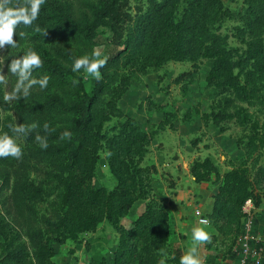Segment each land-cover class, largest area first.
<instances>
[{
  "label": "trees",
  "instance_id": "trees-1",
  "mask_svg": "<svg viewBox=\"0 0 264 264\" xmlns=\"http://www.w3.org/2000/svg\"><path fill=\"white\" fill-rule=\"evenodd\" d=\"M179 2L148 0L146 10L139 9L140 12L134 17L124 10L129 0H100L101 7L95 12L92 27L95 30L107 28L111 37L102 43L107 46L103 57L106 63L101 68V78L90 92L85 90L81 78L77 80L76 72L71 70L76 56L69 49L56 45L101 44V36L89 27L90 18L86 12L65 11L56 3L44 0L33 24L18 26L22 35L34 33L36 43L55 46L54 55L42 59L43 64L35 75H48V87L41 90L35 85L36 90L20 99L12 108L16 111L18 124L35 122L37 127L26 136L22 134L25 146L21 157H0L2 189L11 188L13 222L17 228L25 231L28 239L26 243L20 236L8 234L7 228H11V224L3 223L0 216V264H54L56 249L45 241L47 233L63 243L78 230L83 216L87 217L83 222H88L89 226L96 224L97 219L89 211L97 201L94 190L90 189L87 198H82L84 191L90 187L87 188V182H75L74 177H84L90 171L87 157L89 140L99 144L116 143L112 140L116 137L103 131L102 124L110 120L114 110V83L122 79L120 85L124 87L131 83L127 76V79L120 77L124 61L125 66L131 62L137 71H145L153 64H159L166 55L167 59L177 60L190 54H196V58L208 57L214 60L215 76L212 82L217 80L216 86L225 94L221 107L234 105L235 97L245 102L261 98L258 93L264 89V0L248 2L245 15L253 19L240 32L242 38L247 32L250 37L248 41L242 39L246 45L242 51L229 46L228 35L217 32V20L212 18L213 10L207 0H188L184 8L187 22L180 32L174 29L173 20L169 22L171 24L168 23V14L171 15L172 10L180 6ZM86 28H89V33H85ZM13 37L18 39L19 36L14 32ZM80 73H83V69ZM0 105L6 110L11 109L4 100L1 83ZM45 122L49 125L47 130L44 128ZM240 122L243 123V119ZM8 123L11 124V121ZM9 124L5 125L0 118V133ZM127 126V123L122 125L123 133L128 134ZM65 129L72 132L71 138L61 139ZM37 133L47 137V148L40 147V142L35 139ZM126 134L119 139H126ZM120 144L125 146V150L130 147L127 140ZM115 159L109 158L113 173L118 170ZM84 163L86 166L82 168ZM191 173L196 182L208 181L213 174L220 178L210 158L199 166L195 162ZM33 174L37 177L43 174L50 183L56 181L57 186L53 191L59 190V200L53 206V213L43 221L45 229L36 226L33 218L38 216L39 206L51 193L33 178ZM221 178L223 183L214 195L213 208L207 216L220 234L233 237L234 245L242 232V209L246 201L251 198L256 206L262 203L263 196L255 185H261L264 181V164L254 168L253 178L248 168L241 164L233 166ZM92 194L93 200L90 197ZM116 197L118 199L120 194ZM116 197L109 195L107 199L110 212L118 211L109 208ZM119 203L117 208L125 210L124 202ZM134 227L128 232L127 248L122 245L123 251L133 253L132 264H158L162 256L158 253L161 242L165 243L169 237L171 223L168 214L148 209ZM230 252L232 257L237 256L232 249Z\"/></svg>",
  "mask_w": 264,
  "mask_h": 264
},
{
  "label": "rangeland",
  "instance_id": "rangeland-1",
  "mask_svg": "<svg viewBox=\"0 0 264 264\" xmlns=\"http://www.w3.org/2000/svg\"><path fill=\"white\" fill-rule=\"evenodd\" d=\"M50 1L65 11L73 9L75 12H86L90 18L89 27H92L95 12L101 7L100 0ZM187 1L180 0V6L174 8L171 15L168 14V23L173 20V28L179 32L187 22L184 14ZM207 1L213 10L212 18L217 20V32L228 35L230 47L244 50V41H248L250 37L245 32L246 35L243 34L242 38L240 32L253 19L245 15L249 0ZM20 2L24 3L26 0ZM147 5L148 0H129L124 10L135 17L140 12L139 9L145 11ZM93 31L101 36V44L56 45L69 49L76 57L90 55L94 49H98L101 57H104L107 46L102 43L108 41L111 34L104 27ZM87 32L89 33V28H86L85 33ZM13 38L19 41L16 47L6 44L0 49V67L7 74L1 83L3 94L11 92L16 83L15 75L8 72V64L12 58L22 56L29 48L35 49L42 59L54 55L55 45L49 47L36 43L32 32H26L18 39ZM196 57V54H190L177 60L167 59L166 55L159 64H153L145 71H137L134 63L130 62L125 66L126 61L123 62L120 77L127 76L131 83L127 87L120 85L123 79L114 83V110L110 120L102 124L103 131L116 137L112 139L116 143L99 144L89 140L87 157L90 171L84 177H74L75 182H87V188L90 187L84 191L82 198H87V191L94 190L97 201L89 211L97 222L94 226H89L88 222H83L87 219L83 216L78 230L63 243L47 233L45 241L56 249L54 264H132L133 253L123 251L122 245L126 247L128 232L148 209L167 213L171 223L169 237L165 243L161 242L158 250L162 256L166 255V264H179L180 256L191 247L193 226L205 227L211 235L209 241L199 245L198 254L202 264H220L226 259L231 264H238L240 256L232 257L231 252L229 253L233 237L220 234L207 213L213 208L214 195L223 183L221 177L226 172L241 164L248 168L250 177L253 178L254 168L264 164V89L258 93L261 98L245 102L234 96V105L223 108L220 104L224 99V91L216 86L217 80L212 82L215 76L214 60ZM36 71L37 69L33 70V76ZM76 74V79L81 78L82 85L88 92L99 80L90 74ZM177 79L179 82H176ZM35 90L34 85L31 91ZM20 99L6 101L11 107L9 110L0 105V118L5 125L10 121L9 125L18 124L16 111L12 108ZM241 119L243 123L240 122ZM125 123L129 125L128 134L121 130ZM8 127L3 132L15 135L12 128ZM124 134L128 137L119 139ZM126 140L130 142L128 150L120 144ZM17 142L24 148L22 134L17 136ZM109 158H116L114 161L117 173L112 172ZM206 158L211 159L220 178L217 179L213 174L208 181L196 182L191 167L195 162H198V166L201 165ZM85 166L84 163L82 168ZM32 176L51 193L39 206L38 216L33 218L36 226L45 229L43 221L53 213V206L59 200V190L53 191L57 182H48L43 174L39 177L34 174ZM255 186L264 199V186ZM117 194H120L118 199ZM10 195V186L2 189L0 176L1 221L11 224V228H7L8 234L18 235L28 243L25 231L17 228L13 222ZM109 195L116 197L109 208L111 211L118 210L117 212H110L106 205ZM90 197L93 200V194ZM119 202H124L125 210L117 208ZM257 216L260 218L257 219ZM201 217L207 218L209 224H200ZM255 219L257 233L264 227V200L256 210ZM130 242L129 240L128 243Z\"/></svg>",
  "mask_w": 264,
  "mask_h": 264
},
{
  "label": "clouds",
  "instance_id": "clouds-1",
  "mask_svg": "<svg viewBox=\"0 0 264 264\" xmlns=\"http://www.w3.org/2000/svg\"><path fill=\"white\" fill-rule=\"evenodd\" d=\"M44 0H26L21 3L20 0H0V49L5 45L16 47L17 40L13 38L14 32L20 37L21 32L18 31V26H30L38 18L40 14L41 5ZM95 57V58H93ZM106 63V59L101 57L98 49H94L92 53L84 54L74 57L71 63V70L79 73L83 69V73L90 74L97 80L101 78V68ZM43 64L41 55L32 48L27 49L22 56L12 58L8 64V72H11L16 77V83L11 92L4 93L5 101H13L26 98L30 95L31 89L34 85H38L41 90L46 89L49 85L50 77L48 75H41L39 77L33 76V70L39 69ZM0 67V83H3L7 74L2 71ZM15 135L8 132L0 133V157H16L19 158L23 154L21 145L17 142V136L20 134L28 135L29 132L36 128L35 122L31 124H15L9 125ZM48 123L45 122L44 128L47 130ZM72 132L65 129L61 133V139L71 138ZM35 139L40 142L41 148L48 147V140L46 136L36 134ZM249 203L251 198H249ZM205 219H201L200 224H206ZM211 235L205 227L193 226L191 228V247L180 256L179 264H202L199 256V245L203 242L209 241ZM158 264H166V255L161 256Z\"/></svg>",
  "mask_w": 264,
  "mask_h": 264
},
{
  "label": "built area",
  "instance_id": "built-area-1",
  "mask_svg": "<svg viewBox=\"0 0 264 264\" xmlns=\"http://www.w3.org/2000/svg\"><path fill=\"white\" fill-rule=\"evenodd\" d=\"M264 186V181L262 182ZM246 201L243 206L242 212L244 214L242 219V232L233 245L232 251L240 256L238 264H262L264 262V227L255 232V218L256 210L260 206H256L255 202L251 199V202ZM206 224H209L207 218Z\"/></svg>",
  "mask_w": 264,
  "mask_h": 264
},
{
  "label": "crops",
  "instance_id": "crops-1",
  "mask_svg": "<svg viewBox=\"0 0 264 264\" xmlns=\"http://www.w3.org/2000/svg\"><path fill=\"white\" fill-rule=\"evenodd\" d=\"M263 200H264V199H262V203H263ZM262 203H261L260 205H262ZM207 214H208V213H207ZM220 260H221V259H218L219 262H221ZM220 264H231V263H229V260L226 259V261L221 262Z\"/></svg>",
  "mask_w": 264,
  "mask_h": 264
}]
</instances>
